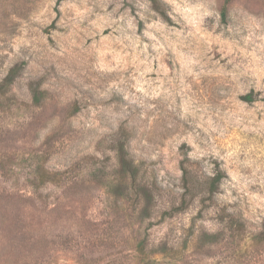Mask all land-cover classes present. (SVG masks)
<instances>
[{
	"label": "rangeland",
	"instance_id": "rangeland-1",
	"mask_svg": "<svg viewBox=\"0 0 264 264\" xmlns=\"http://www.w3.org/2000/svg\"><path fill=\"white\" fill-rule=\"evenodd\" d=\"M160 6L0 0V264H264V0Z\"/></svg>",
	"mask_w": 264,
	"mask_h": 264
},
{
	"label": "trees",
	"instance_id": "trees-1",
	"mask_svg": "<svg viewBox=\"0 0 264 264\" xmlns=\"http://www.w3.org/2000/svg\"><path fill=\"white\" fill-rule=\"evenodd\" d=\"M150 1H151V3L153 4V8H154V10H155L157 13H159V14H160L165 20L168 21L169 18L167 17L165 11L161 8V7H163V6H160V0H150ZM227 3H228V0H227ZM227 13H228V8H227V4L225 3V6L223 7V10H222V16H223L224 19L226 18ZM243 99H244L245 101H247V102H253V101H254V97H253V94H252V93H251V94H248V95H246V96H244ZM183 172H184L185 175H186L187 170H186L185 168H183ZM221 179H222V175H218V176L214 179V180H215L214 183H213L214 187L216 186V183H218V182L221 181Z\"/></svg>",
	"mask_w": 264,
	"mask_h": 264
}]
</instances>
